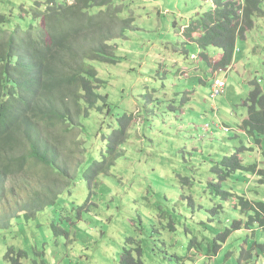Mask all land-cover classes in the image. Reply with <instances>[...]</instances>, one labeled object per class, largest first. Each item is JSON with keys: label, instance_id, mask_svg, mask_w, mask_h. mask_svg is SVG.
I'll list each match as a JSON object with an SVG mask.
<instances>
[{"label": "rangeland", "instance_id": "rangeland-1", "mask_svg": "<svg viewBox=\"0 0 264 264\" xmlns=\"http://www.w3.org/2000/svg\"><path fill=\"white\" fill-rule=\"evenodd\" d=\"M259 1L222 71L213 66L220 48L187 37L212 10L208 1L105 0L90 10L109 16L113 34L116 63L93 64L107 106L81 121L69 174L31 165L8 182L0 264H121L124 253L142 264H264V228L241 204L264 203V175L222 178L239 149L245 167L264 170V138L258 146L239 129L255 84L264 92ZM35 2L0 0V13ZM216 79L226 88L212 99Z\"/></svg>", "mask_w": 264, "mask_h": 264}, {"label": "trees", "instance_id": "trees-1", "mask_svg": "<svg viewBox=\"0 0 264 264\" xmlns=\"http://www.w3.org/2000/svg\"><path fill=\"white\" fill-rule=\"evenodd\" d=\"M204 1L213 8L196 26H188L187 37L203 50L220 48L221 56L213 66L229 69L238 38L253 28L261 2ZM105 3L37 0L29 9L22 5L16 15L0 13V201L8 198V182L22 179L18 176L26 175L31 165L53 173L64 169L69 174L74 146L79 144L77 134L81 139L85 134L81 121L101 103L107 106V98L100 95L105 84L93 64L116 63L115 48L109 44L113 34L108 15L90 13L94 6ZM24 22L29 23L26 28ZM255 85L245 102L248 115L239 129L260 146L264 138V92ZM239 151L224 159L222 178L237 171L264 175L255 165L245 167ZM36 187L42 193L48 190L40 181ZM241 204L254 212L251 222L264 228V203L242 198ZM260 248L258 256L264 254V245ZM121 264L142 263L124 253Z\"/></svg>", "mask_w": 264, "mask_h": 264}, {"label": "built area", "instance_id": "built-area-1", "mask_svg": "<svg viewBox=\"0 0 264 264\" xmlns=\"http://www.w3.org/2000/svg\"><path fill=\"white\" fill-rule=\"evenodd\" d=\"M222 70H224V69H222ZM215 75L217 76V74H215ZM214 82L215 83L212 86V94H211L212 99H215L220 94H222L225 91V87H226V81L225 80L216 79Z\"/></svg>", "mask_w": 264, "mask_h": 264}, {"label": "crops", "instance_id": "crops-1", "mask_svg": "<svg viewBox=\"0 0 264 264\" xmlns=\"http://www.w3.org/2000/svg\"><path fill=\"white\" fill-rule=\"evenodd\" d=\"M221 53H222V51L220 50V51H219V54H218V58L221 56ZM218 58L213 59V60H214L215 62H217V59H218Z\"/></svg>", "mask_w": 264, "mask_h": 264}, {"label": "water", "instance_id": "water-1", "mask_svg": "<svg viewBox=\"0 0 264 264\" xmlns=\"http://www.w3.org/2000/svg\"><path fill=\"white\" fill-rule=\"evenodd\" d=\"M71 3H74L73 1H71Z\"/></svg>", "mask_w": 264, "mask_h": 264}, {"label": "bare ground", "instance_id": "bare-ground-1", "mask_svg": "<svg viewBox=\"0 0 264 264\" xmlns=\"http://www.w3.org/2000/svg\"><path fill=\"white\" fill-rule=\"evenodd\" d=\"M226 88V87H225Z\"/></svg>", "mask_w": 264, "mask_h": 264}]
</instances>
